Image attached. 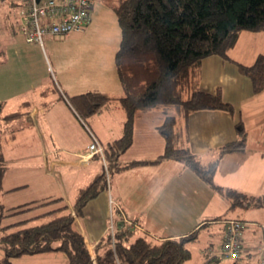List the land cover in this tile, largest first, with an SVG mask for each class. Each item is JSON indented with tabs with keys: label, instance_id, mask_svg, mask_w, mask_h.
<instances>
[{
	"label": "crops",
	"instance_id": "crops-1",
	"mask_svg": "<svg viewBox=\"0 0 264 264\" xmlns=\"http://www.w3.org/2000/svg\"><path fill=\"white\" fill-rule=\"evenodd\" d=\"M52 36L60 38L62 35H46L43 47L27 43L15 23L10 34L0 37V100L3 106L14 107L5 114L22 112L17 118L2 121L3 128L13 125V129L9 133V128L3 130L0 144L4 164L30 161L33 167L44 166V171L51 170L59 176L64 189L55 196L61 197L65 202L61 204H67L74 214L77 189L87 184L102 164L97 155L88 154L90 133L103 145L113 141L121 135L125 112L113 98L83 120L66 96L98 91L118 97L123 94V88L117 74L114 78L112 68L98 74L94 65L85 68L91 63L90 55L85 56L82 66L77 63L81 62L78 60L81 55L78 59L71 58L57 49H51L49 55L45 40L52 48ZM258 54H264V29L242 31L228 50L230 59L216 55L202 59L199 87L207 92L219 88L223 99L232 105L233 113L223 109H201L190 112L186 121L180 118L182 124L186 122L185 146L203 162L216 157L218 146L237 137L235 122L242 121L246 131L245 149L220 155L213 181L255 196L264 193V89L253 93L249 79L239 72L237 63L251 64ZM51 76L55 78L54 89L48 85ZM162 118V112L157 109L135 116L132 143L119 160L123 163L148 162L113 172L107 191L90 199L82 213L74 215L73 226L83 235L89 252L93 253L94 245L120 220L135 230V236L146 235L155 241L185 235L197 228L196 240L204 237L205 245L192 255L191 242L188 243L191 256L181 264H207L209 260L219 264L224 220L234 218L243 223L241 251L235 264H261L264 206L230 209L227 201L226 205L224 199L187 165L172 159L157 161L164 147L157 129ZM66 189L71 192L72 201L66 199ZM225 206L234 217H222ZM215 217H221L220 225L216 224L218 221H210ZM203 227L206 230L199 232ZM212 234H216L215 245H211Z\"/></svg>",
	"mask_w": 264,
	"mask_h": 264
},
{
	"label": "trees",
	"instance_id": "trees-1",
	"mask_svg": "<svg viewBox=\"0 0 264 264\" xmlns=\"http://www.w3.org/2000/svg\"><path fill=\"white\" fill-rule=\"evenodd\" d=\"M115 11L120 42L114 61L123 94L112 97L87 91L66 98L83 120L109 100L117 99L125 112L121 135L103 145L105 165L101 161L100 171L77 189L74 214L67 204H59L2 225L6 214L0 202V245L4 250L0 264H12V257L23 254L50 251L64 253L67 264H181L190 258L187 244L196 240L197 228L185 235L155 241L146 235L135 236V230L119 220L118 224H113L112 231L94 245L91 254L83 235L73 226L74 215L81 214L90 199L107 189V176L121 168L148 162L123 163L119 157L132 143L135 116L151 109L163 114L157 129L164 147L157 161L172 159L187 165L227 201L230 209L264 206V193L249 195L213 181L218 157L225 152L245 149L246 131L242 121L235 122L237 137L218 146L216 157L208 162H203L185 146L186 122L185 125L181 122L195 110L223 109L233 113L232 105L223 99L219 88L207 92L199 87L200 63L210 55L230 59L228 50L242 31L263 30L264 0H120ZM237 68L249 79L253 93L264 89V54H258L251 64L237 63ZM3 105L0 100V113ZM21 114L20 111L10 112L2 119L8 122ZM4 170L0 149V188ZM61 199L25 202L15 206L13 211ZM216 220L221 217L210 221ZM207 264L212 263L209 260Z\"/></svg>",
	"mask_w": 264,
	"mask_h": 264
},
{
	"label": "rangeland",
	"instance_id": "rangeland-1",
	"mask_svg": "<svg viewBox=\"0 0 264 264\" xmlns=\"http://www.w3.org/2000/svg\"><path fill=\"white\" fill-rule=\"evenodd\" d=\"M119 1L120 0H91L89 7V20L85 25L84 30L82 32L70 33L69 35H60V38L59 36H52V48L48 47V43L45 40V48L47 49L49 55L51 49L54 51L57 49L60 53H68L71 58H77L81 55L79 59L77 58L78 60H81V62L77 61L79 66L84 64L85 56L90 55L89 60L91 63L86 65L85 68L87 66L91 68V66L94 65L97 74L101 71L107 73L110 68H112L114 78H116L115 76L117 71H115L116 67L114 55L120 42V28L118 26L115 9L119 4ZM21 8H23V0H0V37L8 35V33L10 34V28L12 25H15ZM54 79L55 78L53 76H51V79H48V85L53 89ZM114 81L117 84V79H114ZM52 97L55 98V95H52ZM10 107L11 106L8 105L3 106L1 110L0 135L4 129L7 130L9 128L7 130L8 133L9 130L13 129V125H9L4 128L1 125L3 121L2 116L6 112L14 109V107ZM158 112L160 113L161 111L158 110ZM48 138L50 139V136H48ZM1 145L2 144H0V149ZM35 162L39 163V160H36ZM99 162L101 163V161ZM30 163V161H25L20 164H5L4 175L2 176H5V178H3V185L0 188V202L3 204L6 214L1 221L2 225L26 219L41 211L53 208L61 203H65L61 200L60 203L52 202L40 207L13 211L15 206L24 202L57 197L55 195L64 189V183L59 176L51 170H49V172L44 171V166L33 167ZM108 183L109 178L107 176V187ZM16 184L23 185L14 189L9 188L11 185ZM70 193L67 192L66 189L64 195L67 200L71 199L72 201ZM224 203L227 205L225 199ZM221 215H223L222 217H234L233 213L226 209V206ZM216 224H219V220ZM204 230H206L205 227L201 228L199 232H204ZM211 236V245H215L216 234H212ZM204 241L205 238L200 236L199 240L189 244L192 255L196 254V251L205 245ZM3 254L4 250L0 245V257L3 256ZM10 260L12 264H67L66 256L60 251L23 254L21 256L12 257ZM194 260H196V257H194ZM230 261V258L221 257L219 259V264H230Z\"/></svg>",
	"mask_w": 264,
	"mask_h": 264
},
{
	"label": "built area",
	"instance_id": "built-area-1",
	"mask_svg": "<svg viewBox=\"0 0 264 264\" xmlns=\"http://www.w3.org/2000/svg\"><path fill=\"white\" fill-rule=\"evenodd\" d=\"M91 0H23L16 19V29L27 43L43 47L46 35H61L81 32L89 20ZM89 155H97L105 165L104 146L91 133L87 145ZM219 245V256L237 262L241 251V230L243 223L234 218L224 220ZM112 231V227L110 229ZM261 264L264 261V243L261 247Z\"/></svg>",
	"mask_w": 264,
	"mask_h": 264
}]
</instances>
